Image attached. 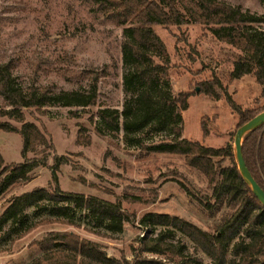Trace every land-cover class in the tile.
Wrapping results in <instances>:
<instances>
[{
	"label": "rangeland",
	"instance_id": "rangeland-1",
	"mask_svg": "<svg viewBox=\"0 0 264 264\" xmlns=\"http://www.w3.org/2000/svg\"><path fill=\"white\" fill-rule=\"evenodd\" d=\"M225 1L264 16V0ZM254 26L262 28L264 24ZM151 27L169 54L166 78L169 91L190 94L188 107L181 111L182 136L212 147L231 144L236 163L234 135L239 115L230 107L227 98L242 110L264 108V90L252 73L237 79L229 77L233 62L242 52L217 40L198 23H154ZM123 28L82 0H0V61L14 64L12 73L16 86L25 89L30 85H49L54 90H84L88 85L85 76L65 78L56 68L103 71L97 82L95 105L51 103L39 110H23L22 121L33 122L44 130L53 147L40 145L34 152L27 153L29 160L38 165L28 173L27 180L11 185L0 195V215L12 197L34 188L54 187L51 166L55 158L59 159L55 174L61 190L119 201L126 215L122 231L115 233L92 220L74 203L40 201L26 209L25 224L13 233L7 235L8 224L0 227V264H28L41 253L36 242L58 231L94 240L107 255L130 259L132 247L138 246V238L160 230L151 232L140 224L147 212L179 216L209 232L214 231L227 212L225 206L214 213L204 207L205 202H212L211 189L206 178L189 167L182 155L146 153L142 149L143 145L171 139L173 135L167 128L147 125L126 138L122 117L120 128L115 132L99 122L98 108L121 111L127 97L121 53ZM34 64L40 65L35 78L31 75ZM214 78L220 85L214 84ZM208 85H213L217 97L201 91ZM196 87L199 91H195ZM0 120L9 121L17 128L22 125V121L7 117ZM79 130L82 135L89 136L88 144L77 140ZM21 145L18 133L0 130V153L7 164L23 160ZM42 161L46 164L42 165ZM230 162V157H226L221 164ZM59 206H66V209L59 210ZM51 216L73 220L74 225L44 222L23 232L27 224ZM168 240L181 246L185 256L201 258L200 264L210 261L180 232H174Z\"/></svg>",
	"mask_w": 264,
	"mask_h": 264
},
{
	"label": "trees",
	"instance_id": "trees-1",
	"mask_svg": "<svg viewBox=\"0 0 264 264\" xmlns=\"http://www.w3.org/2000/svg\"><path fill=\"white\" fill-rule=\"evenodd\" d=\"M117 26H124L121 35V53L124 66L123 84L127 97L123 108H98L99 122L109 131H118L120 118L125 137L147 125L168 129L171 139L146 144V153L182 155L186 164L200 172L211 189L210 198L204 204L213 213L222 207L228 210L215 225L214 231L203 230L194 223L168 213L147 212L140 224L154 232L138 238V246L132 247V258L107 255L99 242L72 232L58 231L46 234L37 241L40 255L28 264H200L201 258L185 256L182 247L168 240L178 231L186 236L210 261L206 264H264V207L241 177L233 157L231 144L223 147L207 146L197 140L182 136L181 111L188 107L186 92L172 94L169 91L167 72L170 58L161 38L151 24L180 25L198 23L206 27L219 41L240 50L229 73L237 79L252 73L264 90V16L242 9L225 0H82ZM157 59V60H156ZM47 63V61H46ZM49 63V62H48ZM10 61H0V118L22 121L23 110L41 109L56 103L63 106L87 107L97 100V82L103 71H74L57 67L65 78H81L88 81L87 88L54 90L49 85H30L22 89L14 84ZM40 65L34 64L31 75L37 77ZM165 82V83H164ZM214 84L220 85L217 78ZM196 91V88H195ZM199 91V90H198ZM210 97H217L213 85L201 90ZM230 107L239 115L236 129L264 110H242L230 97ZM203 128V127H202ZM0 130L18 133L22 140L21 162L7 164L0 153V195L11 185L27 180L28 173L38 165L31 162L27 153L38 146L53 145L44 130L35 123L22 121L21 127L0 120ZM205 132V131H204ZM79 143L88 144L89 136L78 131ZM241 150L244 162L252 177L264 190V124L249 131L242 138ZM230 157L228 165L221 162ZM45 165L46 162H40ZM59 159L51 166V189L34 188L11 198L0 215V227L8 224L7 235L25 224L26 209L40 201L48 204L74 203L86 211V215L108 231L121 232L126 215L119 201H109L94 195H83L60 189L56 170ZM57 205V204H55ZM66 207V206H65ZM59 206V210L66 209ZM59 215V214H58ZM64 222L74 225L73 220L51 216L27 224L23 232L44 222ZM76 225V224H75ZM151 254L152 256H144Z\"/></svg>",
	"mask_w": 264,
	"mask_h": 264
},
{
	"label": "water",
	"instance_id": "water-1",
	"mask_svg": "<svg viewBox=\"0 0 264 264\" xmlns=\"http://www.w3.org/2000/svg\"><path fill=\"white\" fill-rule=\"evenodd\" d=\"M198 90L199 88L196 87V91ZM262 124H264V110L254 115L252 118L247 120L245 123H243L236 129L234 135V154L236 159V165L241 177L243 178L245 183L249 186L252 193L256 196V198L264 207V190L252 177L250 171L248 170L244 162L242 150H241L243 136L249 131L261 126Z\"/></svg>",
	"mask_w": 264,
	"mask_h": 264
}]
</instances>
